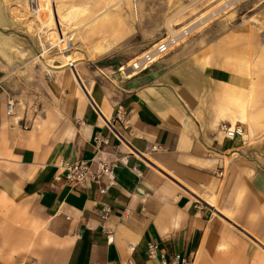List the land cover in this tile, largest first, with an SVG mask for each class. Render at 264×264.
I'll use <instances>...</instances> for the list:
<instances>
[{"label": "crops", "instance_id": "0c3cea01", "mask_svg": "<svg viewBox=\"0 0 264 264\" xmlns=\"http://www.w3.org/2000/svg\"><path fill=\"white\" fill-rule=\"evenodd\" d=\"M162 62L131 79L80 63L93 99L59 74L41 109L15 105L13 115L0 70V264H161L176 254L190 264H264V102L247 104L256 125L246 143L220 130L222 110L240 108L231 96L250 94L255 80L242 64H199L181 48ZM259 94L253 86L251 98ZM98 159L111 176L51 188L63 163L95 170Z\"/></svg>", "mask_w": 264, "mask_h": 264}, {"label": "rangeland", "instance_id": "374dc122", "mask_svg": "<svg viewBox=\"0 0 264 264\" xmlns=\"http://www.w3.org/2000/svg\"><path fill=\"white\" fill-rule=\"evenodd\" d=\"M67 3L78 7L67 18L71 26L63 31V35L72 38V45L59 44V50L47 51L48 41L56 40L51 27L44 25L38 33L27 25L29 17H15L19 9L25 15L35 13L36 0H0V70L16 109L24 112L41 109L48 88L53 79H60L59 74L66 75L71 83L70 75L64 73L68 68L62 65V54L68 50L77 58V67L81 63L92 74L131 79L139 72L128 70L134 74L127 78L120 71L122 66L129 67L160 39L179 34L184 27L190 29L189 34L169 53L154 60L152 65H157L154 71L163 70L165 66L160 63L178 48L199 64L211 61L223 64L227 60L235 71L243 65L259 88V97L251 98L249 105L256 106V99L259 104L264 102V0H67ZM106 10L115 13L114 21H120L118 29L112 31L111 27L102 26L94 33H83L85 27L80 25ZM46 17L42 14V18ZM229 32H235L234 38L223 45L222 39ZM210 48L215 49V57H210ZM223 52L228 55L223 57ZM78 70L82 76L85 74ZM80 90L93 99L85 83ZM228 110L223 109L222 116L227 118ZM247 132L250 137L254 134L249 128Z\"/></svg>", "mask_w": 264, "mask_h": 264}, {"label": "bare ground", "instance_id": "6f19581e", "mask_svg": "<svg viewBox=\"0 0 264 264\" xmlns=\"http://www.w3.org/2000/svg\"><path fill=\"white\" fill-rule=\"evenodd\" d=\"M57 2H58V4H57ZM36 6H37V9L35 7V9H36L35 13H29V14L25 15V13L21 12L20 9H19V12L15 14L16 15L15 17L18 18V19H21V18L24 19V17H29V22H28L27 25H29L32 30L38 31V33L40 32V30H42V27L44 25L45 26L46 25L50 26L51 27L50 30L53 31L54 38H56L55 41H53V39L51 41V43L53 42L52 44L54 45V43L55 44L57 43V40L60 38V36L63 35L64 29L66 27H68L69 25L71 26V24H69V22L67 21V18L72 16V13L74 12V10H77L78 7L74 6V5L73 6L69 5L67 3V0H36ZM83 12H84V10H83ZM42 14L47 15V17L46 18H42ZM114 19H115V13L106 10L102 14L97 15V16H95L93 18H90L85 23H82L80 25V27H85L83 33H87V34H91L92 32L94 33L95 30H98L102 26H105V27L109 26V27L112 28V30H115V29H118L117 28V26H118L117 23L119 24L120 21L119 22H118V20L114 21ZM74 27L78 28L76 26H74ZM169 27H170L171 31L174 33V31L172 30V27L170 26V24H169ZM184 29H185V27L182 28V31ZM176 34L177 33H175L173 35H176ZM164 39H166V37H164V38H162L160 40H164ZM154 45L151 47V49L154 47ZM61 46H65V45H61ZM66 47H68V46H66ZM151 49H149V50H151ZM172 49H173V47H172ZM155 59L156 58H154V60ZM70 62H72L74 64V67L72 69L69 68L70 69V78H69L70 82L73 85H77L79 88L84 89L83 76H82L81 72L78 70V67H77V58L73 57L71 52H70V50H68V51H66V52H64L62 54V65L66 66V68H68V65H69ZM126 68H127L126 66H122L120 68V71H123L124 73H126V77L129 78L134 73H130V72L126 71ZM237 70L238 71L242 70L240 65H239V69H237ZM253 86H254L253 83L251 81H249L247 88H248L250 94H246V93L245 94H241L237 98L233 97V95L231 96V99L233 101H235L236 104L240 105V108H239L238 111H233V110L229 109L227 111V114H226V116H227L228 120L230 121L231 125H235L237 123L246 125L247 128H249L250 132L254 131V126L256 125V117L250 116L248 114V111H247V104L250 102V99H251V96H252V91H253ZM258 123H259V121H258ZM248 138H250V136H249L248 132L245 130L237 138V140H241L243 143H246L245 141H247ZM222 217L224 219L228 220L229 222H231L232 224L234 223L232 221V219L230 217H228L227 215H222ZM261 246H262V244H261ZM263 248H264V246H263Z\"/></svg>", "mask_w": 264, "mask_h": 264}, {"label": "built area", "instance_id": "2783aa9c", "mask_svg": "<svg viewBox=\"0 0 264 264\" xmlns=\"http://www.w3.org/2000/svg\"><path fill=\"white\" fill-rule=\"evenodd\" d=\"M190 32V29H184L179 34L171 35L166 37L164 40H159L151 50H147L138 56L136 61H134L126 70H136L138 72H142L151 67L154 63V58H161L172 50L178 41L187 36ZM69 44L72 45V38L65 35H61L57 40V43L53 45L50 41L47 43V51L53 50L57 48L59 50L60 45ZM74 64L72 62L69 63L68 68L72 69ZM15 101L12 98H9L7 101L6 113L8 115H13L15 108ZM220 130L223 132L226 138H235L236 136H240L243 133L242 124L237 123L235 125H231L228 122H222L220 124ZM95 142L99 145L103 140L99 136H95ZM155 148V147H154ZM90 162L87 161H78V162H65L62 165V169L65 172L64 177L62 174H56L54 177V182L51 184L52 189H56L58 187V182L64 180L69 184H80L86 181L87 179L96 180L101 173H107L109 176L112 175V166L101 159L96 160V169L92 170ZM110 183H113L110 179ZM107 187H100V192L105 193ZM200 203V202H198ZM202 204V203H201ZM102 217L107 218L108 214L111 211V207L108 204H105L102 209ZM113 241V235L108 233V242ZM131 250H134V246L130 247ZM148 256L150 258L156 259L158 257V245L154 242L148 243ZM161 264H190V259L188 257L182 256L180 254L173 255L171 258H167L164 255L160 256ZM106 264H115L110 261Z\"/></svg>", "mask_w": 264, "mask_h": 264}]
</instances>
